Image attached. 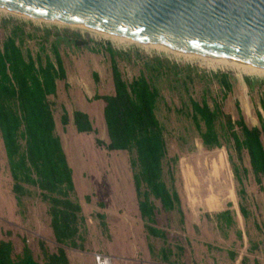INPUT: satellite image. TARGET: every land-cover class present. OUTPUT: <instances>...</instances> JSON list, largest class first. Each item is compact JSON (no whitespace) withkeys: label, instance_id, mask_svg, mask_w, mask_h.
<instances>
[{"label":"rangeland","instance_id":"374dc122","mask_svg":"<svg viewBox=\"0 0 264 264\" xmlns=\"http://www.w3.org/2000/svg\"><path fill=\"white\" fill-rule=\"evenodd\" d=\"M12 25L21 26L32 35L25 41L32 51L36 49L35 40L44 32L48 42L56 38L65 70V79L56 81L55 94L48 96L47 100L54 120V132L60 139L71 169L74 186L71 197L79 203L84 217L80 247H63L68 264H94V254L109 257L110 264H180L181 261L194 264L190 263V258L198 253L232 259L249 253L242 264H264V178L259 187L248 174L242 181L245 192L241 199L236 194L238 185L231 173L230 161L234 160L232 149L224 144L220 148L204 149L189 121L173 111L179 106L177 94L163 88V101L156 115L165 128L167 159H170L167 164L172 178L170 181L164 165V181L176 191L180 212L164 211L155 202L154 225L164 231L165 240L147 236L136 208L129 154L105 148L107 137L102 118L103 102L93 98L94 94L112 92L108 57L99 51L101 46L109 43L113 49L127 51L130 58L134 53L142 57L160 55L205 72H227L232 87L221 102L222 109L235 119L237 108L244 123L250 127L258 124L256 112L260 109L257 100L260 94H264L263 70L191 57L140 42L110 39L93 30L3 9H0V42ZM132 61L117 59V66L127 80L137 74L139 65ZM243 78L252 81L251 91H248ZM200 88L201 83L194 80L190 92L196 99ZM211 89L212 95H216V87L212 85ZM74 110L87 115L91 132L79 133L75 130L72 124ZM63 112L67 116L65 125L61 123ZM243 165L247 166L244 155ZM10 186L11 179L0 140V239L11 241L13 255L26 245L32 258L41 263L43 258L38 242H42L48 253L54 252L58 246L48 224L47 204L31 186L27 187L31 194L23 196L20 204H16ZM239 202L251 210V216L245 217L239 212L238 221L231 217L228 225L216 220V212ZM251 220H254L256 228H253ZM239 227L243 235H238ZM191 229L195 232L191 233ZM251 244H255V248ZM178 246L183 248L182 252L178 251ZM160 248L170 249L169 263L160 259ZM252 255L258 257L256 263H252Z\"/></svg>","mask_w":264,"mask_h":264},{"label":"trees","instance_id":"16d2710c","mask_svg":"<svg viewBox=\"0 0 264 264\" xmlns=\"http://www.w3.org/2000/svg\"><path fill=\"white\" fill-rule=\"evenodd\" d=\"M31 37L21 26L12 25L0 42V140L15 203L20 204L23 196L31 194L28 186L36 189V194L47 204L48 224L58 246L48 253L42 242H38L43 258L40 263L32 258L26 245L13 255L11 242L0 240V264H68L63 247H80L84 217L79 203L71 197L74 194L71 169L54 132L47 100L55 94L56 81L65 79V70L56 38L48 42L44 32L35 40L36 49L32 51L25 45L26 39ZM99 51L108 57L112 84L110 94L93 95L95 100L103 102L105 148L129 154L136 208L147 236L165 240L164 231L154 225L155 202L164 211L180 212L176 191L164 181V165L170 181L172 178L165 128L156 115L163 101V88L177 94L179 106L173 111L189 121L204 149L220 148L223 144L232 149L234 160L230 161V167L238 185L236 194L241 199L244 196L242 181L248 174L261 187L264 178V94L257 100L258 124L248 127L237 108L235 119L222 109L221 102L232 87L227 72H205L160 55L142 57L134 53L130 58L127 51L113 49L109 43ZM117 59L133 60L139 65L137 74L129 80L123 78ZM93 77L96 78L95 73ZM194 80L201 83L198 99L190 92ZM243 81L251 91L252 81L248 78ZM212 85L216 87V95H212ZM66 122L63 112L61 123L65 125ZM72 124L79 133L92 131L84 112L74 110ZM243 155L247 166L243 165ZM239 204L243 209V204ZM226 212L219 213L216 220L228 225L230 218ZM170 254L169 248L159 249L164 262H168Z\"/></svg>","mask_w":264,"mask_h":264},{"label":"water","instance_id":"95a60500","mask_svg":"<svg viewBox=\"0 0 264 264\" xmlns=\"http://www.w3.org/2000/svg\"><path fill=\"white\" fill-rule=\"evenodd\" d=\"M0 5L264 68V0H0Z\"/></svg>","mask_w":264,"mask_h":264},{"label":"crops","instance_id":"0c3cea01","mask_svg":"<svg viewBox=\"0 0 264 264\" xmlns=\"http://www.w3.org/2000/svg\"><path fill=\"white\" fill-rule=\"evenodd\" d=\"M260 111V110H258ZM242 207V205H240L239 203H236L235 206H233L232 204H230L228 207L226 208H223V209H220L218 212L215 213V218L216 216L223 212V211H227L228 212V217L230 218V222H231V217L232 219L235 221L237 219L238 221V213L240 212V214L242 216H245V217H248L250 215V209H248L246 206L243 205V209L240 207ZM264 206V205H263ZM230 214V216H229ZM251 216V215H250ZM253 222L254 220H251V224L253 226V228H256L255 225H253ZM184 227H187L186 224H184ZM191 227V226H190ZM238 235H243V231L241 230V227L238 228ZM187 232H189V230H186ZM191 233H194L195 230L191 229L190 231ZM193 238H195V236H192ZM2 240V239H0ZM3 241H9L11 242L10 240H3ZM251 247L255 248V244H251L250 245ZM206 247L207 248H210V245L209 244H206ZM178 251L182 252L183 251V248L181 246H178ZM65 252V250H64ZM231 256H232V253H229ZM249 254V253H248ZM248 254L246 256H236L234 259H232L231 257L229 258H225V257H216L210 253H206V254H200L198 253V255L196 256V254H194V256H192L190 259V263H194L197 262L198 264H242L243 261L246 259V257H249ZM65 255H66V252H65ZM67 258V256H66ZM258 257L256 255H252L251 256V261L252 263H256V259ZM68 261V260H67ZM166 263H169V262H166ZM185 262H180V264H184Z\"/></svg>","mask_w":264,"mask_h":264},{"label":"bare ground","instance_id":"6f19581e","mask_svg":"<svg viewBox=\"0 0 264 264\" xmlns=\"http://www.w3.org/2000/svg\"><path fill=\"white\" fill-rule=\"evenodd\" d=\"M0 9H3V10H7V11H10V12H14V13H17V14H20V15H24V16H28V17H33V18H38V19H43V20H49V21H55V22H61V23H66V24H70V25H74V26H78V27H81V28H85V29H88V30H93L95 31L96 33H100L101 35L107 37V38H110V39H116V40H128V41H134V42H140V43H144V44H147V45H151V46H155V47H159V48H163V49H166V50H170V51H177V52H181L185 55H188V56H191V57H199V58H206L208 60H216V61H220V62H229V63H232V64H236V65H244L246 66L248 69H256V70H260V71H264V68H261L259 66H251V65H248V64H242V63H235V62H231V61H227V60H222V59H218V58H214V57H210V56H206V55H202V54H197V53H192L190 51H187V50H183V49H174V48H166V47H163V46H159V45H155V44H152L148 41H145V40H138V39H132V38H127V37H124L122 35H119L117 33H111V32H104V31H101V30H98L94 27H91V26H86V25H80V24H74V23H69V22H66V21H63V20H57V19H52V18H48V17H43V16H39V15H36V14H29V13H22V12H19V11H16V10H13V9H10V8H7V7H4V6H1L0 5ZM219 158V157H218ZM221 159V158H220ZM213 163V162H212ZM206 166V165H205ZM212 166V165H211ZM210 167V166H209ZM208 167V168H209ZM188 168V167H186ZM214 172V171H213ZM187 174V173H186ZM193 175V174H192ZM223 176V175H222ZM191 177V176H190ZM195 177V176H194ZM218 177V176H217ZM191 180V179H190ZM197 180V179H196ZM192 182V181H191ZM198 182V181H197ZM196 182V183H197ZM186 187V186H185ZM191 187V186H190ZM188 188V187H187ZM193 188V187H192ZM195 189V188H194ZM189 190V189H188ZM197 191V190H196ZM189 193V192H188ZM192 194V193H191ZM194 194V193H193ZM195 196V195H194Z\"/></svg>","mask_w":264,"mask_h":264},{"label":"built area","instance_id":"2783aa9c","mask_svg":"<svg viewBox=\"0 0 264 264\" xmlns=\"http://www.w3.org/2000/svg\"><path fill=\"white\" fill-rule=\"evenodd\" d=\"M94 264H110V258L100 254H94Z\"/></svg>","mask_w":264,"mask_h":264}]
</instances>
